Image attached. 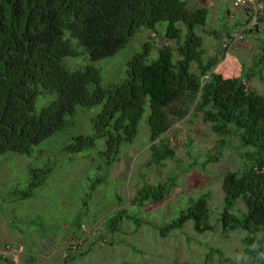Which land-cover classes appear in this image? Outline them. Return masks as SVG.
Returning a JSON list of instances; mask_svg holds the SVG:
<instances>
[{"label":"trees","instance_id":"1","mask_svg":"<svg viewBox=\"0 0 264 264\" xmlns=\"http://www.w3.org/2000/svg\"><path fill=\"white\" fill-rule=\"evenodd\" d=\"M261 4L253 26L250 10L241 8L239 30L231 33L234 23L207 32L216 39L214 53L207 56L198 29L207 26L208 9H189L185 0H0V155H29L64 132L78 108L102 105L92 120V135L73 137L62 151L74 155L102 140L100 155L111 166L121 147L133 144L147 104L149 152L152 162L160 164L174 154L164 141L166 132L190 113L196 115L218 137L219 152L229 138L237 139L243 150L237 168L222 177L218 214L227 236L244 232L243 256L233 258L211 249L202 264H253L255 254L249 246L259 243L264 252V93L247 84L253 78L264 84V43L253 64L237 78L225 79L215 69L230 45L258 29L264 0ZM161 23L166 24L168 43L157 48L154 60L153 46L143 43L126 63V78L119 84L101 87L100 71L92 64L72 69L77 57L91 63L115 57L142 29L156 32ZM46 96L55 98L36 111L38 98ZM52 169L50 165L33 171V178L41 182L30 179L21 199H30ZM175 186V177L163 184L143 182L131 207L139 211L145 204L160 202ZM208 201V195L192 197L167 224L149 226L161 237L186 222L198 233L213 230ZM131 219L139 224V218L120 208L105 217L104 227L114 230ZM5 246L13 248H0Z\"/></svg>","mask_w":264,"mask_h":264},{"label":"rangeland","instance_id":"2","mask_svg":"<svg viewBox=\"0 0 264 264\" xmlns=\"http://www.w3.org/2000/svg\"><path fill=\"white\" fill-rule=\"evenodd\" d=\"M233 1L185 0L189 9H208V24L198 29L207 56L214 53L216 45V39L207 32L228 29L242 18L241 8L234 9ZM261 17L258 29L223 52L224 59L215 69L223 78H237L253 64L264 43V13ZM239 25L236 23L231 33L239 30ZM165 26L157 25L156 32L142 29L113 58L96 63L87 57L74 58L72 65L76 67L72 69L92 64L100 71L101 87L117 85L126 78V63L141 51L143 43L149 42L154 48L151 60L157 58V48L168 43ZM69 60L65 62L71 68ZM247 85L264 93V84L255 78ZM54 98H38L36 111ZM101 106L78 108L76 115L68 118L64 132L33 148L29 155H0V245L13 246V254L4 252L7 259L0 255V264H202L211 249H220L229 257H242L244 232L234 231L227 236L218 221L222 177L237 168L243 152L237 139H227L219 152L218 137L210 126L190 113L164 135L173 157L155 164L149 152L146 104L133 144L121 147L113 165L109 166L100 155L104 150L102 140L94 148L74 155L63 152L73 137L92 135V120ZM50 165L52 171L33 190L32 197L21 199L19 194L26 192L30 179L41 182V178H33L32 172ZM172 177L176 186L167 198L133 210L130 201L143 182L163 184ZM202 195L209 196L213 230L198 233L191 222H186L161 237L149 226L167 224L190 198ZM120 208L130 217L139 218V224L131 219L114 230L105 228V217Z\"/></svg>","mask_w":264,"mask_h":264},{"label":"built area","instance_id":"3","mask_svg":"<svg viewBox=\"0 0 264 264\" xmlns=\"http://www.w3.org/2000/svg\"><path fill=\"white\" fill-rule=\"evenodd\" d=\"M232 7L234 9H239V8H248L250 10V14L252 19H251V23L250 24H255L257 19L259 18V11L258 10H262L263 6L261 4V0H234L232 3ZM252 10V11H251ZM262 12V11H261ZM238 39H241V37L239 36ZM228 45H224L223 48H227ZM12 248L10 247H5V248H0V255H7L4 254V252L8 251L10 253L12 252ZM16 253V252H15Z\"/></svg>","mask_w":264,"mask_h":264},{"label":"clouds","instance_id":"4","mask_svg":"<svg viewBox=\"0 0 264 264\" xmlns=\"http://www.w3.org/2000/svg\"><path fill=\"white\" fill-rule=\"evenodd\" d=\"M260 247L261 245L256 242L249 246L250 252L255 254L254 257L251 256L253 264H257L258 261L264 260V252L259 251Z\"/></svg>","mask_w":264,"mask_h":264}]
</instances>
